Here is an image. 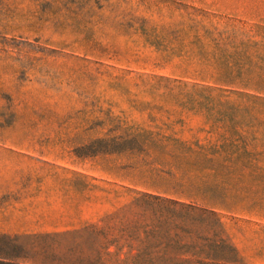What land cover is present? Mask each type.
Wrapping results in <instances>:
<instances>
[{
  "label": "rangeland",
  "instance_id": "1",
  "mask_svg": "<svg viewBox=\"0 0 264 264\" xmlns=\"http://www.w3.org/2000/svg\"><path fill=\"white\" fill-rule=\"evenodd\" d=\"M0 264H264V0H0Z\"/></svg>",
  "mask_w": 264,
  "mask_h": 264
}]
</instances>
